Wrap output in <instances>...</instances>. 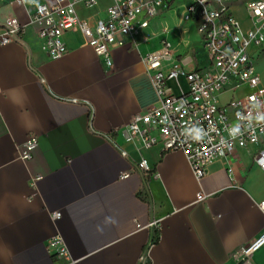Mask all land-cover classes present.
I'll list each match as a JSON object with an SVG mask.
<instances>
[{"label": "crops", "instance_id": "obj_1", "mask_svg": "<svg viewBox=\"0 0 264 264\" xmlns=\"http://www.w3.org/2000/svg\"><path fill=\"white\" fill-rule=\"evenodd\" d=\"M24 1L33 12L49 0ZM111 4L76 7L95 24ZM26 8L7 2L0 10V23L15 17L27 25L21 43L0 45V264H264V245L250 258L240 255L264 230V171L256 163L264 136L212 160L199 181L182 151L145 146L124 132L159 104L143 58L166 40V69L204 71L203 42L184 50L170 28L154 33L155 18L113 48L111 67L79 28L63 36L68 52L52 59ZM170 84L178 94L189 89L184 74ZM250 91L228 88L220 102ZM31 134L39 146L23 162L19 148ZM142 159L150 170L138 167ZM202 191L209 197L198 202ZM56 236L69 260L48 248Z\"/></svg>", "mask_w": 264, "mask_h": 264}, {"label": "built area", "instance_id": "obj_2", "mask_svg": "<svg viewBox=\"0 0 264 264\" xmlns=\"http://www.w3.org/2000/svg\"><path fill=\"white\" fill-rule=\"evenodd\" d=\"M237 1L187 0L185 19L199 23L210 66L204 71L185 72L178 64L166 69L171 51L164 40L160 50L143 58L159 104L135 115L124 129L128 140L139 138L145 146L160 143L167 151H182L199 181L207 175L212 160L227 157L250 143H259L264 136V79L255 69V52H251L254 47L264 46V0L245 1L252 23L248 29L243 28L233 11ZM7 2L26 8L24 0H0V10ZM96 3L97 0H49L35 6L33 12L26 8L28 24L36 28L50 58L58 59L68 52L63 36L70 29L79 28L98 58L111 67L113 48L124 46L128 39L135 40L153 19L170 8L164 0H112L105 20L92 24L80 18L77 4L92 6ZM26 27L15 17L0 23V45L21 43ZM180 74H184L189 89L178 94L170 80ZM244 85L251 88L246 96L220 102V96L228 88L235 90ZM196 136L199 139H195ZM38 146V136L31 134L19 148L20 159L29 162ZM256 163L264 171V150L257 154ZM138 167L150 170L145 159ZM208 197L202 191L197 201H206ZM258 208L264 213V200L258 203ZM59 216L60 213L55 214ZM151 225L155 226L156 222ZM263 245L264 230L241 248L240 255L250 258ZM48 248L70 259L60 236L51 239Z\"/></svg>", "mask_w": 264, "mask_h": 264}, {"label": "rangeland", "instance_id": "obj_3", "mask_svg": "<svg viewBox=\"0 0 264 264\" xmlns=\"http://www.w3.org/2000/svg\"><path fill=\"white\" fill-rule=\"evenodd\" d=\"M167 4H170V8L164 13L157 16L152 24L154 33L157 31H163L166 28H170L171 36L177 37L179 42H182V49L187 47L202 46V35L199 31V23L194 20L187 21L185 14L188 7L187 0H164ZM233 7L235 16L245 27H249L251 20L246 10L244 1H237ZM261 50V49H260ZM253 64L259 75L264 76V52H256L253 57Z\"/></svg>", "mask_w": 264, "mask_h": 264}, {"label": "clouds", "instance_id": "obj_4", "mask_svg": "<svg viewBox=\"0 0 264 264\" xmlns=\"http://www.w3.org/2000/svg\"><path fill=\"white\" fill-rule=\"evenodd\" d=\"M195 139H199V137L198 136H196V137H194Z\"/></svg>", "mask_w": 264, "mask_h": 264}]
</instances>
